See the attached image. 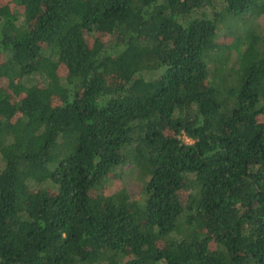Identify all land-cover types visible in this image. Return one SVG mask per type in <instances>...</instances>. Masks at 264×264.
Returning a JSON list of instances; mask_svg holds the SVG:
<instances>
[{"label": "trees", "instance_id": "1", "mask_svg": "<svg viewBox=\"0 0 264 264\" xmlns=\"http://www.w3.org/2000/svg\"><path fill=\"white\" fill-rule=\"evenodd\" d=\"M260 13L0 0V264H264ZM126 163L140 197L97 192Z\"/></svg>", "mask_w": 264, "mask_h": 264}, {"label": "rangeland", "instance_id": "2", "mask_svg": "<svg viewBox=\"0 0 264 264\" xmlns=\"http://www.w3.org/2000/svg\"><path fill=\"white\" fill-rule=\"evenodd\" d=\"M239 25V34L245 32L248 26H255L257 31L261 34V40L264 41V13L253 14L252 16L243 15L241 20L238 22ZM238 33L235 30H229L225 27V25L220 24L218 26L217 36H216V44L226 46L231 43ZM242 48V45L239 46ZM236 52L233 49L227 50L226 57V66L231 67L236 62L235 57ZM264 120V117L261 118ZM183 141H187V139L183 138ZM116 177L108 179L103 186L101 191L102 193H112L113 190H117L118 188L123 187L128 194L130 199L137 200L140 197V182L137 179L135 170L133 167L126 163L120 166L117 169Z\"/></svg>", "mask_w": 264, "mask_h": 264}]
</instances>
